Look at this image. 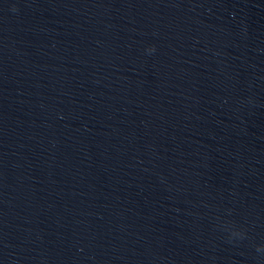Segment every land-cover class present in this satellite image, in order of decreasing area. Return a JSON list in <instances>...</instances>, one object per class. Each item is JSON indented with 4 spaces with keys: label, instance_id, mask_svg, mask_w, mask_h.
<instances>
[{
    "label": "water",
    "instance_id": "95a60500",
    "mask_svg": "<svg viewBox=\"0 0 264 264\" xmlns=\"http://www.w3.org/2000/svg\"><path fill=\"white\" fill-rule=\"evenodd\" d=\"M0 264H264V0H0Z\"/></svg>",
    "mask_w": 264,
    "mask_h": 264
}]
</instances>
